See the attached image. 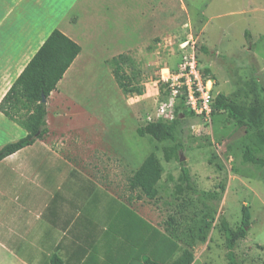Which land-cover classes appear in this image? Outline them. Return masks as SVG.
I'll list each match as a JSON object with an SVG mask.
<instances>
[{
    "label": "rangeland",
    "instance_id": "rangeland-1",
    "mask_svg": "<svg viewBox=\"0 0 264 264\" xmlns=\"http://www.w3.org/2000/svg\"><path fill=\"white\" fill-rule=\"evenodd\" d=\"M40 1L32 8L25 0L19 9L31 10L40 17L35 23L47 30L74 26L85 51L84 63L74 66L61 89L70 104L59 101V96L48 101L52 128L44 139L81 170L96 198L105 195L109 200L112 211L107 218L100 211L98 223L89 222V247L107 257L104 243L114 235L118 244L142 245L140 236L132 229L128 235L122 223L125 208L147 223L148 233L155 229L176 236L181 248L193 251L192 264H230L220 218L236 229L247 206L251 226L237 243L236 263L264 264V142L257 131L238 126L226 112L211 122L191 113L180 117L184 162L200 195L185 188L180 163H167L162 145L137 132L149 122L176 119L175 110L173 119L159 113L160 105L170 101L161 86L194 47L201 70L216 79L215 95L224 94L243 107L264 106V0H83L74 11L69 10L74 0ZM84 7L87 13L78 23ZM122 54L131 57L141 72L144 90L139 95L125 94L112 75L111 61ZM25 135L11 119H0V149ZM247 145L259 163L243 161ZM150 155L162 165L159 194L155 200L138 199L128 190L129 177ZM177 185L185 189L179 192ZM35 192L36 200L30 198L31 189L24 190L21 203L37 211L45 197L41 190ZM81 199L86 204L87 194ZM11 205L6 199L0 207L7 228L12 223L7 215ZM118 214L120 221L115 220ZM27 223L30 216L12 227L24 229Z\"/></svg>",
    "mask_w": 264,
    "mask_h": 264
},
{
    "label": "crops",
    "instance_id": "crops-1",
    "mask_svg": "<svg viewBox=\"0 0 264 264\" xmlns=\"http://www.w3.org/2000/svg\"><path fill=\"white\" fill-rule=\"evenodd\" d=\"M24 1L0 0V104L54 31L45 29L43 24H36L40 17H34L30 13L31 10H20V3ZM28 1L32 8L33 4L41 2ZM82 1L74 0L69 10L74 11ZM86 13L87 8L84 7L81 14H78L79 19L76 18L78 23ZM20 18H23V23H20ZM67 19L68 14L64 21ZM73 27L71 25L59 30L78 43L82 51L49 98L52 100L59 96V101L64 104H70L65 95L61 94L64 81L76 64L84 63V47L74 34ZM48 101L47 124L48 128H52ZM2 117L6 116L0 111V119ZM13 123L23 128L15 121ZM25 134L27 135L26 130ZM73 165L72 161L58 155L45 139L0 162V207L6 199L12 204L7 213L12 221L10 227L4 226L0 213V260L4 264H51L55 255L64 264H142V245L136 247V244H118L119 237L116 235L108 242L105 240L107 257L98 254L94 246L90 248L92 244L89 225L92 224L89 222L98 223L100 211H104L107 218L112 208L109 207L107 196L104 195L100 200L95 197L92 184H84L81 170ZM26 189H31V199L36 200L39 195L35 190H41L44 194L45 200H42L43 204L39 210L35 211L21 203L25 198L22 192ZM129 192L132 193L130 190ZM85 193L86 204L81 199ZM21 215L23 217H20ZM25 216L31 217V223H27L24 229L12 227L20 220L23 224ZM111 216L112 214L107 224L111 223ZM119 217L118 214L115 220L120 221ZM121 218L128 228V235L131 233L129 229H132L133 235H139L142 240V223L139 222L142 219L125 208ZM38 223L41 225L38 226Z\"/></svg>",
    "mask_w": 264,
    "mask_h": 264
},
{
    "label": "trees",
    "instance_id": "trees-1",
    "mask_svg": "<svg viewBox=\"0 0 264 264\" xmlns=\"http://www.w3.org/2000/svg\"><path fill=\"white\" fill-rule=\"evenodd\" d=\"M203 50L207 51L205 48ZM81 51L82 48L78 43L60 30H54L13 84L0 104V111L9 119L20 124L26 130L27 135L0 149V162L26 147L34 145L48 135L47 102L43 103V96L47 101L49 100L51 93L57 89L59 82ZM111 68L117 85L125 94L139 95L143 92L144 87L143 85L141 87L140 82L141 72L137 69V65L131 57L122 54L113 58ZM203 72L206 74L204 70ZM165 87V85L161 86L162 94L168 96ZM212 108V117L218 113L226 112L228 118L238 126L246 127L248 132L257 131V135L264 142V106L243 107L224 94L215 95L214 91ZM174 110L176 112L174 121L158 120L149 122L140 127L137 132L140 136H149L161 144L164 160L167 163L174 160L180 163L181 178L186 182L185 188L196 195H200L192 180L189 168L184 161L180 160L184 145L178 136V127L182 122L180 117L186 116L187 113L194 114V112L185 105L184 98L178 100ZM243 161L245 163H259L249 145L245 148ZM161 178L162 165L155 155H150L129 178V190L132 193L137 192L139 199L155 200L159 194L158 184ZM185 188L177 185L179 192H182ZM170 221L168 227L174 225V221ZM139 222L142 223V264L193 263V251L188 248H181L182 246L178 244L176 236L169 232V234H158L155 229L148 233L147 223L143 219ZM250 226L251 213L247 206L242 208V222L236 229H232L224 217L220 218V231L225 238L230 264H237L235 254L237 243L246 237ZM180 248L181 253L176 255ZM51 264L64 263L55 255L51 260Z\"/></svg>",
    "mask_w": 264,
    "mask_h": 264
},
{
    "label": "built area",
    "instance_id": "built-area-1",
    "mask_svg": "<svg viewBox=\"0 0 264 264\" xmlns=\"http://www.w3.org/2000/svg\"><path fill=\"white\" fill-rule=\"evenodd\" d=\"M182 44L185 49L188 45ZM195 48V47H194ZM193 52L184 56L175 71H171L170 78L165 85L169 103L163 102L159 107L161 115L174 118V108L178 100L184 98L185 105L197 116H203L208 122L212 121V104L216 79L206 76L197 62Z\"/></svg>",
    "mask_w": 264,
    "mask_h": 264
},
{
    "label": "water",
    "instance_id": "water-1",
    "mask_svg": "<svg viewBox=\"0 0 264 264\" xmlns=\"http://www.w3.org/2000/svg\"><path fill=\"white\" fill-rule=\"evenodd\" d=\"M46 102H47V100H46V98L43 96V103H46ZM180 160H181V161H184V160H185L183 154H180Z\"/></svg>",
    "mask_w": 264,
    "mask_h": 264
}]
</instances>
